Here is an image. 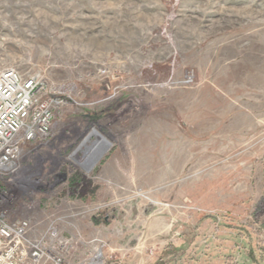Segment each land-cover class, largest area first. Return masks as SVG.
<instances>
[{
	"label": "rangeland",
	"instance_id": "1",
	"mask_svg": "<svg viewBox=\"0 0 264 264\" xmlns=\"http://www.w3.org/2000/svg\"><path fill=\"white\" fill-rule=\"evenodd\" d=\"M9 68L65 97L42 205L108 264H264V0H0Z\"/></svg>",
	"mask_w": 264,
	"mask_h": 264
},
{
	"label": "built area",
	"instance_id": "2",
	"mask_svg": "<svg viewBox=\"0 0 264 264\" xmlns=\"http://www.w3.org/2000/svg\"><path fill=\"white\" fill-rule=\"evenodd\" d=\"M64 105L40 75L0 72V264H108L113 257L102 245L93 247L76 224L66 231L63 218L42 205L60 186L56 175L44 183L40 153ZM62 184L64 193L68 183Z\"/></svg>",
	"mask_w": 264,
	"mask_h": 264
},
{
	"label": "trees",
	"instance_id": "3",
	"mask_svg": "<svg viewBox=\"0 0 264 264\" xmlns=\"http://www.w3.org/2000/svg\"><path fill=\"white\" fill-rule=\"evenodd\" d=\"M70 179V183H68V187L64 191L66 193H69V195L73 198L79 196L81 198H84L88 195L87 186H84V183H81V176L78 174H74Z\"/></svg>",
	"mask_w": 264,
	"mask_h": 264
},
{
	"label": "bare ground",
	"instance_id": "4",
	"mask_svg": "<svg viewBox=\"0 0 264 264\" xmlns=\"http://www.w3.org/2000/svg\"><path fill=\"white\" fill-rule=\"evenodd\" d=\"M88 139V138H87ZM83 147V145L82 144H80L79 146H78V149H81ZM10 193H12L11 191H10Z\"/></svg>",
	"mask_w": 264,
	"mask_h": 264
},
{
	"label": "crops",
	"instance_id": "5",
	"mask_svg": "<svg viewBox=\"0 0 264 264\" xmlns=\"http://www.w3.org/2000/svg\"><path fill=\"white\" fill-rule=\"evenodd\" d=\"M126 264V263H125ZM153 264H155V263H153Z\"/></svg>",
	"mask_w": 264,
	"mask_h": 264
}]
</instances>
